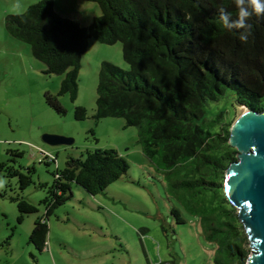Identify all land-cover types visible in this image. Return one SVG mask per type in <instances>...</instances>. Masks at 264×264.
Listing matches in <instances>:
<instances>
[{"label":"trees","instance_id":"16d2710c","mask_svg":"<svg viewBox=\"0 0 264 264\" xmlns=\"http://www.w3.org/2000/svg\"><path fill=\"white\" fill-rule=\"evenodd\" d=\"M90 1L99 3L101 14L85 26L60 14L54 0H39L22 13L7 14L5 28L31 45L32 55L46 64L45 73L64 75L59 93L74 101L89 41H120L130 68L101 62L93 116L123 117L128 126H137L144 154L183 190L187 211L199 218L203 234L215 245L214 263L246 264L249 236L224 189L226 171L238 158L229 144L230 123L212 132L198 120L207 101H217L228 88L237 104L264 112V15L249 19L252 34L244 43L239 39L243 29L229 30L220 20L221 8L231 19L238 17L235 0ZM45 95L51 107L66 112L57 95ZM75 116L87 118V108L76 105ZM129 168L127 156L111 147L69 155L65 166L53 172L54 182L42 199L45 216L35 220L29 240L44 250L48 216L72 195L74 182L96 195ZM0 171L18 176L20 188L32 182L29 174L6 161ZM10 198L17 202L19 221L37 211L21 195ZM172 213L177 223L187 222L178 208Z\"/></svg>","mask_w":264,"mask_h":264},{"label":"rangeland","instance_id":"374dc122","mask_svg":"<svg viewBox=\"0 0 264 264\" xmlns=\"http://www.w3.org/2000/svg\"><path fill=\"white\" fill-rule=\"evenodd\" d=\"M38 1L0 0V163L6 161L32 177L28 187L20 188L18 176L0 171V179L5 180L0 192L7 193L0 195V264H150L159 258L174 264H215V245L203 234L199 218L187 211L183 190L144 154L139 128L128 126L123 117L96 120L93 116L101 62L111 60L130 68L122 43L89 41L74 101L68 93H59L64 75L45 73L46 64L32 55L31 45L5 28L7 14L22 13ZM54 2L60 14L82 26L101 14L96 1ZM46 93L57 95L66 112L51 107ZM78 104L88 111L83 120L75 116ZM239 110L234 91L228 88L217 101H207L198 123L212 132L227 122L230 128ZM47 133L70 136L74 142L46 144ZM37 145L50 152L49 159ZM110 147L127 156L128 173L96 195L74 182L72 195L48 216L46 247L38 249L29 237L35 220L45 216L42 199L54 182L53 172L65 166L69 155L80 157L88 149ZM16 195L37 206L21 221L17 202L10 198ZM173 207L187 222L177 223ZM250 243L249 239L253 250Z\"/></svg>","mask_w":264,"mask_h":264},{"label":"water","instance_id":"95a60500","mask_svg":"<svg viewBox=\"0 0 264 264\" xmlns=\"http://www.w3.org/2000/svg\"><path fill=\"white\" fill-rule=\"evenodd\" d=\"M240 115L230 127L229 144L237 150L224 179L226 198L237 207L253 250L246 264H264V112L238 104ZM49 145L72 144L74 138L44 134Z\"/></svg>","mask_w":264,"mask_h":264},{"label":"clouds","instance_id":"9594fccd","mask_svg":"<svg viewBox=\"0 0 264 264\" xmlns=\"http://www.w3.org/2000/svg\"><path fill=\"white\" fill-rule=\"evenodd\" d=\"M235 4L239 10L238 17L231 19L230 14L223 8L219 10L220 20L229 30L243 29L239 32V39L247 43L249 36L252 34V24L249 19L253 14L264 15V0H235ZM5 180L0 179V187H3Z\"/></svg>","mask_w":264,"mask_h":264},{"label":"built area","instance_id":"2783aa9c","mask_svg":"<svg viewBox=\"0 0 264 264\" xmlns=\"http://www.w3.org/2000/svg\"><path fill=\"white\" fill-rule=\"evenodd\" d=\"M43 156L45 158H50V154L47 153V152H43ZM152 264H174L173 261L171 259H162V258H159V259H156L154 261H152Z\"/></svg>","mask_w":264,"mask_h":264},{"label":"crops","instance_id":"0c3cea01","mask_svg":"<svg viewBox=\"0 0 264 264\" xmlns=\"http://www.w3.org/2000/svg\"><path fill=\"white\" fill-rule=\"evenodd\" d=\"M88 47H89V46H88ZM87 50H88V49H87ZM37 146H39V147H38V150L41 152V155L44 154V153H43L44 151L47 152V153H50L49 151H46V150H45L44 146H42V145H37ZM154 260H156V259H153L152 261H154ZM152 261H151V264H152Z\"/></svg>","mask_w":264,"mask_h":264}]
</instances>
